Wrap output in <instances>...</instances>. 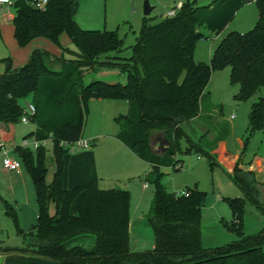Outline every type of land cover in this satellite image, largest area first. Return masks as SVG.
<instances>
[{
    "label": "trees",
    "instance_id": "1",
    "mask_svg": "<svg viewBox=\"0 0 264 264\" xmlns=\"http://www.w3.org/2000/svg\"><path fill=\"white\" fill-rule=\"evenodd\" d=\"M34 0H15L12 18L13 36L19 46L35 38H45L60 46V35L66 33L76 47L73 58L56 57L41 48L31 51L26 63L14 67L9 57L0 74V134L8 124L18 123L22 99H30L35 113L30 120L38 140L50 139L54 157L51 181L46 182V151L16 146L30 174L38 206L36 222L27 233L30 240L24 247L15 248L46 259L26 264H264V228L255 234L242 231L243 205L252 202L264 215V198L253 171L241 166L238 156L229 178L243 196L224 197L232 217L224 226L234 231L237 239L223 246L206 248L202 244V206L205 192L194 187L169 192L162 182V167L176 172L184 161L178 152L194 149L204 153L212 168L216 163L214 145L229 133L219 131L209 143L193 142L182 124L206 114L217 119L218 111L207 100V85L211 72L228 67L231 81L239 84L235 99L245 101L264 88V0H256L258 17L254 26L245 31L231 30L216 44L209 63L194 60L195 42L209 35H218L242 5L241 0H212L199 5L195 0L182 1L173 16L153 20L144 16L141 28L131 47L126 63L103 61L102 55L120 54L123 40L116 30L81 28L75 20L79 0H46L36 7ZM64 49V48H63ZM47 60H58V69L48 66ZM119 67L126 72V81L106 82L100 79L84 82V74L96 67ZM91 98L123 99L128 111L114 117L119 126L116 137L142 160L151 164L146 180L153 186V196L146 220L153 234V246L142 251L129 247L130 195L126 189L101 188L98 179L64 188L62 173L64 155L71 143L82 134L87 103ZM204 101V103H203ZM204 117L200 122L204 125ZM264 95L253 101L248 113L246 131L251 136L263 128ZM164 133L170 146L155 154L150 146L157 133ZM248 136L243 144L247 143ZM186 138L182 149L180 140ZM82 194L77 213L71 214L74 199ZM46 200L55 205L49 212ZM17 231V216L6 207ZM95 236L93 251L79 246L67 249L64 242L76 235Z\"/></svg>",
    "mask_w": 264,
    "mask_h": 264
},
{
    "label": "rangeland",
    "instance_id": "2",
    "mask_svg": "<svg viewBox=\"0 0 264 264\" xmlns=\"http://www.w3.org/2000/svg\"><path fill=\"white\" fill-rule=\"evenodd\" d=\"M0 5V59L9 57L14 67L26 63L29 59L31 44L19 46L13 36V27L11 21L7 18L8 12H15L13 2ZM145 0H79V8L76 19L79 25L84 29L111 30L117 32L118 36L123 40V48L120 54L110 52V56L116 54L122 58L131 56V47L135 42V38L141 28L142 19L144 17L143 6ZM181 0H148L153 7L148 17L153 20L159 19L166 15V11L170 8L178 7ZM184 1V0H183ZM199 5H206L205 0H196ZM206 38H200L195 42L194 60L196 62L209 63V51L213 50L222 38L221 32L218 36L209 35L207 31ZM51 49H45L50 54L60 57L63 52L65 58H73L76 47L71 43L68 35L62 33L60 35V46L51 41L47 42ZM64 48V49H63ZM102 59V56L100 57ZM113 63H126L127 60H109ZM47 64L52 69H58L60 61L47 60ZM4 63L0 62V74L3 72ZM100 79L106 82L126 81V72L119 67H96L84 74V82ZM207 90V100L213 107L220 112L217 119L205 118L204 125L197 122L184 123L182 129L186 136L193 142L200 140L205 145L216 136L219 131L228 128L229 132L225 138V147L229 151L239 150V142L248 136L246 126L248 123V113L251 103L256 101L259 96L264 95V88H260L252 97L245 101L235 99V94L239 90V84L231 81L230 69L228 67L215 69L211 72ZM93 99V98H91ZM89 99L87 103V112L85 113L83 130L87 132L110 133L118 130L111 111L100 112ZM30 99H22V105L29 102ZM121 103V102H120ZM204 103V101H203ZM123 112V111H122ZM233 115V117H231ZM33 123H17V136L26 134V130H32ZM231 130V131H230ZM82 135V134H81ZM92 141V140H91ZM94 143L91 142V146ZM187 144L186 138L180 140V146L183 149ZM245 157L248 159L254 153L264 155V121L263 128L255 131L248 136ZM45 148V166L47 168L46 177L51 179L54 171V157L52 153V142L50 140L43 144ZM70 148H68L69 150ZM178 156L183 159V167L174 172L169 167H162V182L169 192H181L186 187L196 186L205 192V200L202 206V244L206 248L226 245L237 239L234 231L228 230L224 226V221L231 220L232 212L224 197L243 196L240 189L228 178L218 162L210 166L209 158L201 152L192 149L187 153L178 152ZM199 156V158L197 157ZM21 161V159H18ZM18 161V162H19ZM23 162V161H22ZM140 168L135 178L126 182V188L129 190L131 208L136 212H146L150 206L153 196V186L148 181V187L142 188V182H145L146 176L149 175L150 166L145 162H139ZM33 183V181H32ZM34 186V184H33ZM29 201L36 203L35 187L30 193ZM49 212L53 213L55 205L52 201L46 200ZM243 223L242 231L244 234H255L264 228V215L249 200H245L243 205ZM36 216L31 210L24 209L22 213L17 212L18 227L22 232H18L12 218L5 213H0V264H26L32 260L45 258L36 256L31 253H21L15 250L18 247H24L30 240L27 234L23 236V232L27 233L36 222ZM147 216V215H146ZM145 216V217H146ZM145 219V218H143ZM137 221L132 229L129 241V247L132 251H142L151 248L150 243L146 240L153 241V234L150 225L145 220ZM86 234V233H83ZM89 234V233H88ZM93 235V234H91ZM94 236V235H93ZM140 238V240H138ZM143 239L145 241L143 242ZM139 242H138V241ZM1 253H3L1 255Z\"/></svg>",
    "mask_w": 264,
    "mask_h": 264
},
{
    "label": "crops",
    "instance_id": "3",
    "mask_svg": "<svg viewBox=\"0 0 264 264\" xmlns=\"http://www.w3.org/2000/svg\"><path fill=\"white\" fill-rule=\"evenodd\" d=\"M182 1L183 0H181L179 3L181 4ZM205 1L207 2L204 3L209 4L212 0H205ZM241 1H242V5L235 11L232 19L225 25V27L221 31L223 33V36L231 30L245 32L254 26L258 17L256 0H241ZM3 4H9V3H3ZM78 8H79V4H78ZM14 14L15 12H8L7 18L11 21V23ZM76 15H75V20L78 23L76 19ZM48 41L49 40L45 38H35L29 42V44H31L30 49H34V48L51 49V47L47 43ZM211 52L212 50L209 51V57L211 56ZM117 57H119L117 54L115 56H110V54H106V55H102L101 60L103 61L118 60ZM91 100L94 101L95 106L100 109V112L104 111V109L107 111L108 110L111 111L112 113L111 115L113 116V118L119 114H125L128 111V102L123 99L93 98ZM216 111L217 110L215 109V112ZM204 115L207 117L205 113ZM200 116H197L191 119L190 121L184 123L197 122L200 125H202V123L200 122ZM7 129L8 130L2 131L0 134V143H2V146L0 145V213L7 214L6 207L9 206L12 210L15 211L16 216H17V212L22 213L24 209L31 210L32 212L37 214L38 211L37 204L29 201L28 198L29 191L31 193L34 189L32 178L28 173L24 163L22 162L21 157L19 156V154L15 149V147L19 145L23 137H26L29 133L33 132V130L35 129V125L32 130L30 129L26 130L27 131L26 134H23L20 137L17 136V123L8 124ZM118 130H115L110 134V133H102V132H89V131L87 132L85 129L84 130L82 129L81 138L92 140V143L94 144L87 148L69 149L65 153L64 168L62 173V185L64 188H71L75 185L82 184L90 181L91 179L96 178L98 179L99 186L101 188L118 187L128 190L127 188L129 186H127L126 188L125 184L127 181L135 178V175H137L140 168L139 162L147 163L151 169L150 163L140 159L130 147L122 143L115 136ZM164 137L165 136L163 132L157 133L156 136L153 138L151 146L157 145L158 138H164ZM225 138L226 136L224 137L223 140L217 142L214 145L213 149L211 150V152L214 153L216 162H218V164L221 166L223 171L225 173L226 171H230L233 165L235 164V161L237 160L238 156L241 155L242 168L253 171L255 175V179L259 183L264 184V155H261L259 153H254L250 158L247 159L245 157L246 145L244 146L243 140H240L239 142V147H240L239 150L229 151L225 147ZM5 153H7L11 158L16 159L17 161H19L18 159H21V161H19V168L17 170L10 171L4 169V167L2 166V160ZM197 157L199 158V156ZM51 179L50 178L48 179L46 177V182L49 183ZM147 182H148L147 180H145V182H142L141 184L142 188L146 189L148 187ZM258 188L260 190L261 196H263L264 186L259 185ZM81 198H82V194H79L72 202L70 208L71 214L75 215L77 213ZM131 207L132 206L130 204L129 238L131 235V229L133 225L137 221H140L141 219L145 218V216L147 215L150 209L149 206L146 212L140 211L137 213L136 210L135 209L133 210ZM138 240H140V238ZM144 241L145 239H143V242ZM147 242L150 243L151 247L153 246V241H151V239L148 241L146 240V243ZM95 245H96L95 236L88 233L76 235L64 242V246L67 249L79 246L85 251H93L95 249ZM2 254L3 253H1V255ZM36 259L37 260H32L31 262L43 261L40 258H36Z\"/></svg>",
    "mask_w": 264,
    "mask_h": 264
},
{
    "label": "built area",
    "instance_id": "4",
    "mask_svg": "<svg viewBox=\"0 0 264 264\" xmlns=\"http://www.w3.org/2000/svg\"><path fill=\"white\" fill-rule=\"evenodd\" d=\"M3 3H10V0H0V4H3ZM45 3H46V0H34L33 1V4L36 7H43L45 5ZM179 6L167 10L165 16H173L176 13V10H177V8H179ZM34 113H35L34 104L31 101L26 102L23 105V111H22V115L19 119V122H22V123L30 122L31 121L30 118ZM231 117H233V115H231ZM48 140H50V139L38 140L34 136L23 137L21 139L19 145H17V146H20L23 148L36 149L38 146L43 145ZM91 142L92 141L89 139H84V138L80 137L79 139L75 140L74 142L61 143V144H63L67 148L74 149V148L90 147ZM0 145L2 146V143H0ZM2 166L4 167V169L14 171V170H17L19 168V162L16 159L11 158L7 153H5L3 160H2ZM8 264H12V263H8Z\"/></svg>",
    "mask_w": 264,
    "mask_h": 264
},
{
    "label": "water",
    "instance_id": "5",
    "mask_svg": "<svg viewBox=\"0 0 264 264\" xmlns=\"http://www.w3.org/2000/svg\"><path fill=\"white\" fill-rule=\"evenodd\" d=\"M152 10V6L149 4L148 0L144 1L143 13L145 16H148ZM157 145L150 146V149L155 154H162L170 146V142L164 138H158ZM264 191V190H263ZM264 198V195L262 196Z\"/></svg>",
    "mask_w": 264,
    "mask_h": 264
}]
</instances>
